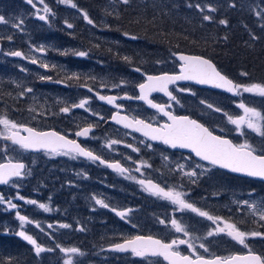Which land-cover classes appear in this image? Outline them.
<instances>
[{"label":"flooded vegetation","instance_id":"obj_1","mask_svg":"<svg viewBox=\"0 0 264 264\" xmlns=\"http://www.w3.org/2000/svg\"><path fill=\"white\" fill-rule=\"evenodd\" d=\"M74 1L76 0H72V3ZM67 4L61 3L60 0H43V3H40V0H33V4H29L26 0L25 11L27 15H30L31 23L34 24V30H31L33 39L37 33L45 34L47 30H53L44 20L40 21L43 28L41 29L37 25V20H40L37 14L45 15L47 19L52 18V20L61 18L62 21L70 18L73 13L81 12L80 7L73 8L71 5L67 7ZM45 5L50 9L48 12L50 14L46 15L44 12ZM16 8L13 0H0V16L7 15V18L11 20L16 14ZM11 41L12 43H9L7 37L0 36L2 47L0 57L9 58V63L1 67L8 69L16 68L14 62L16 57L9 53L20 51L21 45L16 33L11 34ZM34 42L37 43L36 38ZM179 52L174 49L166 50V52H153L150 58H146L147 61L150 60V65L141 62L140 59L139 61L129 59L124 61L120 55H116L115 58H111L113 59L111 60L112 65L107 64L106 66L113 71L115 76L111 82H103L99 77V72L103 73L101 67L94 70L95 75L90 82L86 83L84 75L68 77L48 67L44 70L39 65L42 71L40 73L51 78L42 80V82L48 85L49 90H61L66 98L65 101H55L53 104L56 116L52 122L60 120L61 126L55 124L50 128L39 130L57 131L69 140H75L82 147L92 150L105 163L101 164L99 160L92 161L79 156L72 158V155L49 154L44 150L39 153L26 152L25 157L21 158L26 167L25 177L11 181L6 187H0L4 191L0 194L17 205L15 209H10L11 227L13 228H2L1 231L5 240L4 245L28 243L17 235L19 231H24L33 236L37 242L46 241L47 249H52V251H47L51 264H62V260L69 258L60 251L57 245L63 248L80 249L82 255H72L74 264H169L162 256L148 254L138 257L130 250L125 252L114 250L115 244L124 243L125 240L135 236H151L165 243H170L173 239L186 240L193 245L195 254L187 244H177L175 247L181 255H188L193 259L196 255L213 259L217 256L227 258L239 253L258 252L256 249H234L238 244H235L236 241L226 232H215L217 227L223 226L212 227V221L207 218L190 211L178 210L177 206L172 205L171 202L151 195L145 190V186L138 182L150 180L166 189L174 188L184 193V198L188 202L207 211L210 215L212 211L217 210L219 215L226 216L228 211L225 206L211 208V192L214 189L216 190L214 197L218 198L220 203L223 199L219 187L216 189L215 184L225 182V180L236 183L241 180L248 181L247 179L234 175L228 170L212 166L206 161H201L190 149L172 148L161 141L145 137L142 132L124 128L111 119L114 114H119L127 116L129 120H144L154 127H159L166 122L170 123L162 113L135 97L140 94L138 85L145 82L147 75L179 73L180 62L173 55ZM164 59L168 61L162 62ZM158 60L162 61L158 63ZM12 61L13 64H11ZM160 63L163 64L162 67L159 66L162 65ZM137 68L141 71H135ZM53 73L58 77L56 78ZM224 73L231 77L228 73ZM100 76L103 75L100 74ZM67 77L69 81H73V86L69 87L67 82V85L54 82ZM38 79L41 80L39 75ZM85 87L104 96L117 97L115 105L122 107L117 108L102 100L99 102L97 97ZM180 89L189 91H180ZM169 91L179 103L171 100L163 92H153L149 99H152L154 103L165 105L167 110L175 116H188L196 120L214 135L228 138L234 144L244 143L235 135L236 126L229 123L227 116L224 115L227 113L236 118L238 117L236 114L242 112V109L237 106L241 102L239 95L232 96L223 90L203 87L189 81L171 84ZM126 96L133 98L127 99ZM81 100L88 101L85 108L72 107L79 104ZM201 101L205 103L202 104ZM208 104L213 105V108H208ZM63 107H69L70 111L61 112L60 109ZM215 108H220L222 111L217 112ZM89 126L92 130L87 137L75 135L76 132ZM245 128L246 126L243 131ZM112 140L119 141V143L109 147ZM5 144L10 147L15 146L10 143ZM127 145H132L139 151H133ZM110 163H119L127 171L121 174L108 167L107 164ZM197 164L203 167L197 168ZM179 165H183V169H180ZM193 170L196 171V176L185 175ZM22 185H25L24 188ZM18 196L26 198L20 200ZM27 197L28 200H36L37 204H28ZM96 199L103 200L108 207L96 204ZM40 203L46 204L50 211L45 212L39 208ZM119 211L126 212V216L124 218L118 216L116 213ZM17 212L27 217L32 223H25L21 227ZM172 219H176L188 235L183 232L177 233L171 225ZM161 220L165 223L161 224ZM37 224L40 227H37ZM63 224L69 227H61ZM260 225L257 223H253V226L239 224L237 227L246 233H252L248 231L250 229L260 233ZM210 231L214 233L212 236L208 235ZM8 236L12 237V241H7ZM201 244H204V248L200 247ZM247 245L250 246V243L247 242Z\"/></svg>","mask_w":264,"mask_h":264},{"label":"snow or ice","instance_id":"obj_2","mask_svg":"<svg viewBox=\"0 0 264 264\" xmlns=\"http://www.w3.org/2000/svg\"><path fill=\"white\" fill-rule=\"evenodd\" d=\"M29 4H33V0H27ZM61 3H68L71 7L76 8L77 5L72 3V0H60ZM129 0H123V3L127 4ZM40 3H43V0H40ZM35 7V5H33ZM197 8H200V5H196ZM44 12L48 13L50 9L47 5L44 6ZM215 9L209 8V11H214ZM259 15V13H257ZM84 20L88 24L94 25V21L89 18L87 13H83ZM40 20H46L45 15L39 16ZM204 20L210 21L211 16L205 15ZM0 23H8L4 16H0ZM220 24H226L227 21L220 20ZM23 24V20H20L18 23H13L12 27L20 29ZM69 28L72 27L71 24L67 25ZM127 36L128 33H125ZM138 37L131 36V39L135 40ZM11 39V37H9ZM43 51V49H39ZM11 56L22 57L23 53L20 51H13L9 53ZM78 56H86L85 52L76 53ZM174 56H177L178 60L181 62L179 64V73L178 74H168L162 73L160 75H147L144 83L138 85L139 96L135 97L136 99L142 100L147 103L151 108L156 109L157 112L162 113L168 118L170 123H164L159 127H154L151 123H146L141 119L129 120L127 116H121L119 114H114L111 119L117 124H122L124 128H132L136 132H142V134L151 139L161 141L163 144L170 145L172 148H186L190 149L196 157H199L201 161H206L212 166H219L223 169H228L234 173H242L248 177H258L264 179V147L259 151L257 148L253 147L247 141L242 144H234L231 140L225 139L222 136L214 135L203 124L198 123L196 120L191 119L188 116H175L170 111L167 110L165 105L154 103L152 99H149L151 93L153 92H163L171 100L176 101V97L169 91V85L175 84L177 81H195L197 84H208L215 88H221L227 92L233 93L234 95H242L243 93H249L254 96H259L264 98V84L262 83H251V84H239L235 83L233 80L229 79L225 75H222L215 67V65L209 60L202 56H188L183 54L173 53ZM127 59V57H125ZM31 63H37L36 59H32ZM159 63V62H158ZM42 67L47 68V64H41ZM135 71L140 72L141 69L137 68ZM241 75L247 76V73H241ZM41 80L51 79L50 77H40ZM26 92H32L31 88L25 89ZM91 91V89H89ZM180 91H189L188 89H180ZM24 93L22 92L21 95ZM127 99H132L133 97L126 96ZM99 99L106 101L109 105H115L117 97L115 96H104L100 95ZM179 103V101H176ZM88 103L87 100H81L79 104L73 105L72 107L85 108V105ZM205 103V101H201ZM117 108L122 107L121 105H115ZM240 109L243 110V115L233 118L232 116L224 113L228 118V122L236 126V130L240 135H245L243 128L246 126L248 129L256 132L258 135L264 137V130H262L261 121H264V114L258 111L255 107H250L241 101L237 105ZM170 107V106H168ZM208 108L212 109L213 105L208 104ZM217 112L222 111L220 108L214 109ZM31 111V109H30ZM61 112L67 113L70 111L69 107H63L60 109ZM102 119V118H101ZM0 125L3 126L5 133H0V136L4 140H10L12 144L18 145L20 149L23 150H44L49 154H59V155H72V158L85 157L92 161L99 160L101 164H104L105 161L102 160L99 156L95 155L92 150H89L85 147H82L75 140H69L66 136L59 134L55 131H40L31 127H26L23 124H19L16 121H13L8 118V116H0ZM91 126L85 127L82 130L75 133L78 137H87L91 132ZM21 131L27 133V135H21ZM119 141L112 140L109 144H117ZM127 147L132 148L133 151H139L137 148H133L132 145H127ZM150 147V145H149ZM108 167L115 169L117 172L123 174L127 169L120 166L119 163H110L107 164ZM183 165H179L180 169H183ZM197 168L203 167L200 164L196 165ZM25 165L21 162L16 163H3L0 164V184L7 185L9 184L12 178H20L24 174ZM139 171V169H137ZM190 177L196 176V171H190L185 173ZM133 179H135L133 177ZM141 185L145 186V190L148 191L151 195L161 198L163 200L171 202L172 205L177 206L178 210L181 211H190L191 213L197 214L200 217L207 218V220L212 221L214 224L223 222V227H217L215 229L216 233H225L231 237L234 241H237L239 244L244 245L245 239L247 236H257L262 235L261 233L252 232L246 233L240 230L236 224L230 222L222 221L221 217L210 215L207 211H204L196 207L193 203L188 202L184 197L185 194L176 191L174 188H165L159 184H155L152 181L145 182L144 180L138 181ZM20 200H24L23 196L17 197ZM5 202L4 197L0 195V203ZM28 204L36 205V200H27ZM96 204L101 205L102 207L107 208L108 205L104 203L101 199H96ZM10 208L15 209L16 204L12 203L10 200L7 201ZM243 205L248 206L253 210V214H259L260 220L264 221V202L259 206L255 203H250L247 200L242 202ZM39 208L43 209L45 212L50 211V208L44 204L40 203ZM115 211V209H113ZM121 218L126 216V212L119 211L116 213ZM19 221L21 222V227L25 223H32L28 220L27 217L20 215L17 212ZM161 224L165 223L164 220L160 221ZM171 225L177 233L183 232L185 235H188V232L176 219L171 220ZM40 227L39 224L36 225ZM52 227V225H48ZM61 227L67 228L69 225L63 224ZM214 233L209 232L208 235L212 236ZM29 244L34 246L35 253L39 255L44 251H52V249H45L40 244L37 243L36 239L33 236L26 234L24 231H19L17 233ZM177 244H187L189 249L193 250L195 254L193 245L186 240H176L173 239L170 243H165L158 239H153L151 236H135L132 239L125 240L124 243L115 244L114 250L125 252L131 251V253L138 257H143L148 254L152 256H162L169 264H264V257L252 254L249 252L246 256H230L227 258L215 257L213 259H206L203 256L196 255L195 259L188 255H181L180 252L176 249ZM62 253H65L69 256L68 259L64 260L63 264H74L72 255L81 254L80 249L76 247L63 248L57 245ZM201 248H204V244L200 245ZM205 251L207 249L205 248Z\"/></svg>","mask_w":264,"mask_h":264},{"label":"rangeland","instance_id":"obj_3","mask_svg":"<svg viewBox=\"0 0 264 264\" xmlns=\"http://www.w3.org/2000/svg\"><path fill=\"white\" fill-rule=\"evenodd\" d=\"M139 4L136 5V10L139 12L146 11L148 8H153L156 13H150V15H156L157 18H163L165 15V20H163V23L165 24H176L177 19H175L174 14L176 15H181L178 12H183L186 11L183 15L184 19H188V22L190 25L188 27H191L193 23L195 22L196 18L194 19L191 16L196 15L197 18H199L201 21H205L203 17L205 15H209L213 18L214 15L211 14L212 11H209V8L215 9L214 11L217 10H224V7L222 8V1L221 0H198L196 2L194 1H188V2H182L181 0H138ZM146 1H149V4H143ZM24 4L26 0H23ZM194 2V3H192ZM119 3H123V0H109L108 5H105L107 9H105L107 17L111 16L114 17V15H118L120 8H119ZM196 5H200V8H197ZM258 6V5H257ZM67 7H70V4H67ZM237 8V7H235ZM252 8V7H251ZM250 8V10H251ZM238 9V8H237ZM158 11V13H157ZM213 11V12H214ZM253 12H256V5L253 8ZM80 13H85L81 10ZM50 14V13H46ZM120 14L119 16H121ZM190 15V16H189ZM264 15V8L261 11V13L258 16ZM39 14H37V17L39 18ZM118 16V17H119ZM257 16V14H256ZM52 17V16H49ZM178 17V16H177ZM6 20L8 23H0V36L7 37L9 43H12L11 39V34L16 33L18 35V40H20V52L23 53L22 57H16L14 59L15 62V67L13 69H8L7 67H1L3 64L7 65L9 63V58L7 56H2L0 57V84H5L7 85V98H0V116L2 115H7L9 119L16 121L19 124H23L27 127H33L36 129H44V128H50L52 125H59L61 126L62 122L59 120L53 121L52 119L54 118L55 113H54V108L53 104L55 101L60 102V101H65V96L64 92L61 90L57 89H51L49 90L48 85L42 82V80L38 79V75L45 76V74H41L42 72L39 68L38 63H31L32 59H36L38 61H43L45 64L48 66H52L51 62H55L53 58H50L49 56L44 58L42 57L39 52L37 51L38 49H43V50H48L50 48H53L54 52L56 53L58 50H63V46H58L54 43V40L51 38H44L46 36V33L50 32L47 30L45 34H40L37 33L35 36L37 43H35V38L33 39L31 30H34L33 26L34 24L31 23L29 19H31L30 15L26 14L25 7L19 9L18 7L16 8V14L12 16V19H8L7 15L5 16ZM20 20H23V24L21 25L20 29L12 27L13 23H18ZM107 19L100 20V26L94 21V26L98 27V29L103 30L104 29V34L107 36H103L101 39L103 41L109 40L110 43H113L119 48L118 49L112 48L114 53L118 52L117 55H120L124 61H127L129 59L131 61V58H137L138 60L140 59L141 62L151 64L150 60H146V58H150L152 56L153 52H166L165 48H159V50H151L155 49L151 47L150 43H146L145 40L143 42H138L140 40H133L131 37L126 36L124 33H121L123 36H114L110 37L108 34L109 30V25L110 22L109 20L105 21ZM160 20V19H159ZM42 20H37V25L42 28V24L40 23ZM52 29H57L58 23L61 22V18L59 20L55 19L52 20V18L44 20ZM207 22H211L207 21ZM204 22H200V26H204ZM38 31V29H36ZM151 36V35H150ZM146 39L148 36L146 35ZM38 45L37 50L35 51L34 46ZM108 44V43H107ZM58 47L57 49H55ZM143 47L147 50H149V53L143 52ZM54 56V54H52ZM78 58H81L78 55H75ZM15 57V56H13ZM127 57V59H125ZM115 58V57H114ZM144 60V61H143ZM162 60H158L157 62H160ZM168 59H164L162 62H167ZM64 62L62 61H56L54 64L55 65H63ZM106 63V62H105ZM101 63V64H105ZM13 64V61L11 62ZM162 64V63H160ZM108 65H112V62H110ZM107 64L105 65H88L86 67L85 71H81V73H78L77 75L83 74L84 75V80L85 82H90L93 76L95 75V69L97 67H101V72H99V77L103 80V82H111L113 81V78L115 77L113 74V71L110 68L106 67ZM159 66H163L159 65ZM224 68V67H223ZM44 70L46 68H43ZM50 69V68H48ZM52 70V69H50ZM225 70V69H224ZM38 72V73H37ZM103 75L102 77L100 76ZM56 78L58 77L57 74L53 73ZM82 76V75H80ZM69 77V76H68ZM68 77L61 78L58 81H54L55 83H60L63 85H67L69 87L73 86V81H69ZM240 81V80H239ZM53 82V83H54ZM67 82V84H66ZM241 84V82H240ZM244 84V83H243ZM245 84H251V83H245ZM31 88L32 92H26L25 89ZM24 93L21 95V93ZM83 97V96H81ZM239 100L243 101L246 105L250 107H255L258 111H260L262 114H264V98H261L259 96H254L249 93H243L242 95H239ZM12 102V104H11ZM221 104V103H220ZM49 105H51L52 111L50 110ZM31 109V111H30ZM243 114V110L241 113L236 114L237 116H241ZM262 126H264V121H261ZM262 130H264V127H262ZM0 133H5V130L2 125H0ZM245 135H240L238 131L235 132V135L239 137V139L243 142L247 141L249 144H251L253 147L257 148L259 151L262 147H264V137L258 135L256 132L252 131L251 129H248L247 127L244 129ZM5 142V141H4ZM4 142H0V162H4L5 159L9 158L10 160L14 161H22L21 158L25 157L26 151H23V149H20L19 146H13L10 147V145L5 144ZM4 143V144H3ZM23 153V154H22ZM25 185H22L24 188ZM215 188L219 187L223 199L222 203H220L218 198L214 197V194H216V190L214 189L211 192V199H210V205L211 208L214 209L217 206H225L228 211L226 216H221L219 215V212L217 210L212 211L211 215L213 216H218L222 218V221L224 222H230L234 223L237 226L239 224H247L248 226H253V223L261 224V230L260 233L262 235H257V236H247L245 239V244L247 242L250 243V246L247 245L245 247L244 245L239 244L237 241L235 244H238V246L234 249H256L261 255H264V221L260 220L259 214H253V210L249 208L246 205H243L242 201L247 200L250 203H255L257 206H259L262 202H264V184L263 183H242L240 181H237L236 183L230 181V180H225V182H219L215 184ZM0 192L3 193L2 189L0 188ZM1 195V194H0ZM25 196V195H24ZM214 197V198H213ZM26 198V197H25ZM227 199V201H226ZM5 202L0 203V207L3 209L4 216L0 217V260L3 261L4 263L8 260V253H6L5 248H3L2 245H4V237L1 236V231L2 228H10L11 227V217L12 214L10 213V206L7 203L9 199H6L4 197ZM28 200V197L27 199ZM226 201V203H224ZM166 218V216H165ZM215 226H224L223 222H220L218 224H214L212 222V227ZM240 229V228H239ZM253 232V230H248ZM257 232V231H256ZM252 238V239H250ZM250 239V241H249ZM40 244L42 247L45 249L48 248L46 245V241L43 242H37ZM27 246L31 247L30 249L34 252V258L35 261L33 263L28 262L27 260H24L23 254L21 252L20 256H17V259H19L18 263L19 264H51V258L48 256V252L44 251L37 255L34 250V246L27 243ZM31 251V252H32ZM64 260H62L63 264Z\"/></svg>","mask_w":264,"mask_h":264},{"label":"trees","instance_id":"obj_4","mask_svg":"<svg viewBox=\"0 0 264 264\" xmlns=\"http://www.w3.org/2000/svg\"><path fill=\"white\" fill-rule=\"evenodd\" d=\"M10 1V0H7ZM16 6L21 9L24 8L25 4L23 0H13ZM182 2L194 1V0H181ZM198 0H195L196 2ZM222 8L224 10L212 11L211 14L214 15L211 19V22L201 21L196 15L191 16L194 19L196 18L197 26H200V22H204V27L208 25L215 26L222 30H229L230 35L228 37L220 38L218 42H209L205 39L204 43L199 44L201 36L199 33L191 34L188 33L186 29V22L188 19H184L183 15L186 11L178 12L181 15L174 14V18L176 21V28L178 30V34H180L179 38L172 39L170 37L163 38L160 43L155 41V37L161 35H168L169 30H164L163 20L165 17L160 18L156 15H150V13H156L153 8H148L146 11L139 12L136 10V5L139 4L138 0H129L127 4L119 3V16L122 14V23L125 26L121 29V31L117 32L119 35L123 36L121 33L123 32H131L135 35H139L141 30L144 31L145 35L148 38H145V42L150 43L151 46L153 44H157L158 46L165 45L169 42L171 46H174L177 51L182 52H190V53H200L205 56H209L212 58L219 66L224 67L225 71L233 77H236L237 80H240L241 84L245 83H262L264 84V15L256 16V14L251 13V6L255 0H221ZM192 2V3H194ZM73 3L77 5V7L86 12L89 18H92L98 25H100L99 21L103 19H107L110 22L112 19V15L107 17L105 9L109 3V0H76ZM105 4V5H103ZM143 4H149V1H146ZM237 7V8H235ZM239 11V14H238ZM158 13V11H157ZM141 16V23L138 20L137 16ZM238 14V15H237ZM129 15L133 17V22L129 20ZM178 16V17H177ZM190 16V15H189ZM137 18V19H136ZM160 19V20H159ZM105 20V21H107ZM220 20L227 21L226 24H220ZM111 24H114L112 21ZM130 26V27H129ZM258 27V30H263L262 33L257 34V39H255V35L252 36L250 33H242L241 29L244 27ZM51 31V30H50ZM142 31V32H143ZM176 34V33H175ZM151 35V36H150ZM193 35V37L191 36ZM175 40V41H174ZM143 41V43H145ZM203 46V47H202ZM204 47H207L204 48ZM208 48H212L211 51ZM165 49H171L165 47ZM241 73H247V76L241 75ZM7 85L0 84V98H7ZM9 100V99H8ZM10 101V100H9ZM12 104V102H11ZM3 209L0 207V217L4 216ZM2 235V233H1ZM11 237V236H9ZM7 238V241L11 238ZM5 241V240H4ZM12 241V240H10ZM5 248L6 253H8L9 262H3L0 260V264H19L17 256L23 254L24 260L33 263L35 261L34 252L30 249L31 247L27 246V243L20 244H9L2 245ZM32 251V252H31Z\"/></svg>","mask_w":264,"mask_h":264},{"label":"bare ground","instance_id":"obj_5","mask_svg":"<svg viewBox=\"0 0 264 264\" xmlns=\"http://www.w3.org/2000/svg\"><path fill=\"white\" fill-rule=\"evenodd\" d=\"M256 5V12H253V8ZM258 5V6H257ZM251 13L257 14V13H261V11L264 8V0H255L251 6ZM239 14V11H238ZM237 14V15H238ZM141 16L142 18H145L142 15L137 16L138 20H136V22L138 21L139 23H141ZM165 17V15H164ZM136 18V19H137ZM92 19V18H90ZM93 20V19H92ZM129 20H131L133 22V17L131 15H129ZM112 21H114V24H111ZM193 23L191 25V27H188L189 22H186V31L188 33L191 34H195V33H199V35L201 36L200 38V42L199 44L204 43L205 40L209 39L208 41L213 43V42H218L220 38L223 37H228V35H230V31L229 30H222L220 28H217L215 26L212 25H208L207 27L204 26H197L196 21L195 22H191ZM71 24L72 27L69 28L67 25ZM109 25V36L113 37L114 36H119V34L117 32L121 31V29L125 26L124 23H122V16H116L114 15V17L112 19H110V24ZM100 26V25H98ZM130 27V26H129ZM259 28L257 27H253L250 28L248 26L244 27L243 29H241L240 32L242 33H250L253 35H255V39H257V34L258 33H262L263 30H258ZM164 30H169L168 35H161V36H156L154 39L155 41H158L157 43H160L161 40H163V38H167L170 37L172 39L175 38H179L180 34H178V30L176 28L175 24H165L164 25ZM143 30H141L139 35H135L134 33L131 32H123L128 33V37L131 36H136L138 37L136 40H140L138 42H142L143 40H145V33ZM176 33V34H175ZM103 36H106L104 34V29L100 30L98 29V27H95L94 25H90L87 23L86 20H84L83 18V13H73L72 16L66 20H62L61 22L58 23L57 29H53L50 32H48V34L46 33V36L44 38L48 39L51 38L54 40V43L58 46H63V50H58L56 53L54 52L53 48H50L48 50H43L42 52L39 51V49L37 50V46L34 49L35 51L37 50L39 52V54L46 58V57H50L53 58V60L56 61H62L64 62L63 65L60 64L55 65V62H51L52 66H48V68L52 69L53 71H55L56 73H60L62 75L65 76H70V77H74L76 76H80L77 75L78 73H81V71H85L86 67L88 65H105V64H109L111 62V58L115 57L118 52H116V54L114 53V51L112 50V48H117L119 51V48L114 45L113 43H110L109 40H105L103 41L101 38ZM193 37V35H191ZM107 37V36H106ZM175 37V38H174ZM205 39V40H203ZM175 41V40H174ZM108 43V44H107ZM147 43V42H146ZM171 43V42H169ZM169 43L165 44V45H161L158 46L157 44H153L151 47L155 48V49H151V50H159V48H171L169 50H173L176 49L173 45L171 46ZM112 47V48H111ZM203 47V46H202ZM58 47H56L55 49H57ZM207 49V47H204ZM211 49L212 48H208ZM2 51V49H1ZM0 51V54H1ZM143 52H147L149 53V50L145 49L143 47ZM78 52H85L87 53L86 56H83L81 58H78L76 55V53ZM52 54H54V56H52ZM131 60H135L137 61V58H131ZM139 61V60H138ZM106 62V63H105ZM38 65L41 64H45V62L43 61H38L37 62ZM101 63H105V64H101ZM44 68V67H43ZM50 110L52 111L51 105H49ZM26 152H30V153H39V152H33L31 150H25ZM39 151H43V150H39ZM1 187V186H0Z\"/></svg>","mask_w":264,"mask_h":264},{"label":"water","instance_id":"obj_6","mask_svg":"<svg viewBox=\"0 0 264 264\" xmlns=\"http://www.w3.org/2000/svg\"><path fill=\"white\" fill-rule=\"evenodd\" d=\"M1 49H2V47H1V43H0V51H1ZM177 54H183V55H188V56H201V55H191V54H187V53H177ZM177 57V56H176ZM202 57H204V56H202ZM204 58H206V57H204ZM206 59H209L214 65H215V67H216V69L222 74V75H225L221 70H219L218 69V66H216V64H215V62L213 61V60H211L210 58H206ZM180 62V61H179ZM181 63V62H180ZM226 76V75H225ZM226 77H228V76H226ZM229 79H231L230 77H228ZM231 80H233V79H231ZM234 81V80H233ZM177 82H186V81H183V80H181V81H177ZM189 82H193V83H195V84H197L195 81H189ZM235 82V81H234ZM236 83V82H235ZM171 85V84H170ZM197 85H200V86H203V87H207V88H213V89H217V90H223V91H225V92H227L226 90H224V89H221V88H215V87H213V86H211V85H208V84H197ZM85 88H88V87H85ZM88 89H90V88H88ZM91 93H92V95H96V97L98 98V100H99V102H101V100L99 99V96L101 95L100 93H98V92H96V91H93L92 89H91ZM227 93H229L230 95H234L233 93H230V92H227ZM236 96V95H235ZM122 125V124H121ZM123 126V125H122ZM27 127H29V126H27ZM32 128V127H31ZM50 131H53V130H50ZM56 132V131H55ZM22 136L23 135H27V133H25V132H23V131H21V133H20ZM63 135V134H62ZM67 138V137H66ZM3 141H5V142H10V143H12L10 140H4L3 139V137L1 138ZM68 139V138H67ZM225 139H228V138H225ZM229 140V139H228ZM187 150H189V149H187ZM28 151V150H27ZM31 151H33V152H39V151H34V150H31ZM199 158V157H198ZM200 159V158H199ZM9 162H12V163H16L15 161H11V160H5V162H2V163H0V164H3V163H9ZM17 162H21V161H17ZM21 163H23V162H21ZM24 164V163H23ZM217 167H219V166H217ZM220 168V167H219ZM221 169H223V168H221ZM224 170V169H223ZM225 170H228V169H225ZM228 171H230V170H228ZM24 172H25V169H24ZM231 173H234V172H232V171H230ZM235 175L236 174H238V175H240V176H243V177H247L248 178V176H246V175H244V174H242V173H234ZM24 177V174L22 175V177H20V178H23ZM249 178H252V179H254V180H261V181H263L264 182V179H260V178H258V177H249ZM17 178L16 177H14V178H12V180H10V182L11 181H13V180H16ZM9 182V183H10ZM0 186H6V185H2V184H0ZM252 254H255V253H252ZM246 255H248V254H246ZM246 255H240V256H246ZM255 255H259V254H255ZM235 256H239V255H235ZM260 256V255H259Z\"/></svg>","mask_w":264,"mask_h":264}]
</instances>
